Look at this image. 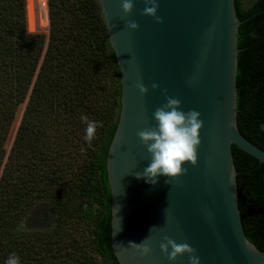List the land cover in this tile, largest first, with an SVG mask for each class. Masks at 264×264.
Segmentation results:
<instances>
[{
  "label": "water",
  "instance_id": "obj_1",
  "mask_svg": "<svg viewBox=\"0 0 264 264\" xmlns=\"http://www.w3.org/2000/svg\"><path fill=\"white\" fill-rule=\"evenodd\" d=\"M134 3L126 15L121 0H99L121 85L106 156L116 263L189 264L188 254L170 261L162 252L168 236L196 249L200 264H264V150L242 136L238 119L244 112L236 84L244 26L236 0H159L163 23L142 14L144 0ZM33 14V32L48 33L44 15ZM129 20L139 29H128ZM138 82L150 89L147 95ZM153 83L160 87L152 89ZM166 96L179 98L185 112L201 113L202 142L196 166L185 164L186 174L161 175L153 185L136 175L151 160L137 133L155 125L153 113ZM147 237L148 256L130 247Z\"/></svg>",
  "mask_w": 264,
  "mask_h": 264
},
{
  "label": "trees",
  "instance_id": "obj_2",
  "mask_svg": "<svg viewBox=\"0 0 264 264\" xmlns=\"http://www.w3.org/2000/svg\"><path fill=\"white\" fill-rule=\"evenodd\" d=\"M47 2L45 34L27 31L24 0H0V264L12 253L21 264H117L106 156L121 107L119 68L99 0ZM236 14L244 26L236 72L244 112L238 119L242 136L264 150V0L248 8L236 0ZM82 115L104 125L91 147ZM39 204L50 220L42 231L29 223ZM73 217L93 225L95 258L75 251V238L62 230Z\"/></svg>",
  "mask_w": 264,
  "mask_h": 264
},
{
  "label": "clouds",
  "instance_id": "obj_3",
  "mask_svg": "<svg viewBox=\"0 0 264 264\" xmlns=\"http://www.w3.org/2000/svg\"><path fill=\"white\" fill-rule=\"evenodd\" d=\"M144 3L146 6L142 14L153 17L157 23H163V18L158 15L159 0H144ZM121 7L126 15H130L135 8L134 0H121ZM126 27L138 30L140 25L136 21L129 20ZM136 87L142 95H147L150 91L142 82H138ZM159 87L157 83L151 85L152 89ZM166 101L153 113L155 125L137 133L150 154L151 160L143 172L136 175L138 179H145L146 182L153 185L158 182L157 177L161 175L176 178L186 174L188 169L184 167L185 164L190 163L192 166H196L198 164V148L202 142L200 133L204 122L200 118L201 113L195 109L187 112L181 110L182 102L179 98L166 96ZM80 119L86 124L84 139L91 147L92 141L96 138L98 127L103 128L104 125L98 121L89 120L87 115H82ZM165 218L167 219L166 211ZM148 241L149 237L141 243L130 242V247L136 249L142 256H148L152 252L151 244ZM160 249L170 261H175L178 257L188 254L189 264H200L196 249L186 242L177 243L171 237L164 236L160 243ZM5 264H21L20 258L16 253H12Z\"/></svg>",
  "mask_w": 264,
  "mask_h": 264
},
{
  "label": "rangeland",
  "instance_id": "obj_4",
  "mask_svg": "<svg viewBox=\"0 0 264 264\" xmlns=\"http://www.w3.org/2000/svg\"><path fill=\"white\" fill-rule=\"evenodd\" d=\"M251 1L253 0H241V3L244 8H248L251 4ZM69 2L72 3L74 2V0H69ZM24 6H25L26 25H28L27 0H24ZM31 6L33 7L32 4ZM46 7H47V11H46L47 12L46 14L47 22L44 26H49L50 19H49V7H48L47 0H46ZM73 7H75V5H71V8ZM27 31L29 33H35L33 32V30L29 31V29H27ZM43 33L48 34L46 32H43ZM24 107L25 105L22 104L18 107L16 111V118L11 127L10 135L7 141V149H9L10 145L12 144L14 140V137L16 135L17 129L19 127V124L22 118ZM29 219H30V222H29L30 226L35 227L36 229H41V231L43 230V228H45L46 226L50 224L49 216L47 214V208L43 204H39L35 206V208L33 209V211L31 212L29 216ZM89 226L93 228V225L89 221L78 219L77 217H73V218H69L65 220L62 230L69 232L71 236L75 238V244H77L75 245V249H76L75 251L81 250L82 253H85L87 256L95 258L96 251H95L94 245L91 243V238H89L90 237L89 236V231H90Z\"/></svg>",
  "mask_w": 264,
  "mask_h": 264
},
{
  "label": "bare ground",
  "instance_id": "obj_5",
  "mask_svg": "<svg viewBox=\"0 0 264 264\" xmlns=\"http://www.w3.org/2000/svg\"><path fill=\"white\" fill-rule=\"evenodd\" d=\"M34 0H27V21H28V29L29 31L32 30L31 20L33 18V13L35 12L37 15L43 14L44 15V22L41 24L44 26L46 24V14H47V7H46V0H36L35 4L33 3ZM33 5V7L31 6Z\"/></svg>",
  "mask_w": 264,
  "mask_h": 264
},
{
  "label": "flooded vegetation",
  "instance_id": "obj_6",
  "mask_svg": "<svg viewBox=\"0 0 264 264\" xmlns=\"http://www.w3.org/2000/svg\"><path fill=\"white\" fill-rule=\"evenodd\" d=\"M254 1H256V0L251 1V4L250 5H252Z\"/></svg>",
  "mask_w": 264,
  "mask_h": 264
}]
</instances>
